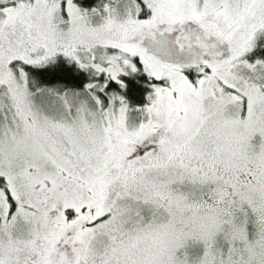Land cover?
Segmentation results:
<instances>
[{
	"label": "snow or ice",
	"instance_id": "obj_1",
	"mask_svg": "<svg viewBox=\"0 0 264 264\" xmlns=\"http://www.w3.org/2000/svg\"><path fill=\"white\" fill-rule=\"evenodd\" d=\"M0 264H264V0H0Z\"/></svg>",
	"mask_w": 264,
	"mask_h": 264
}]
</instances>
